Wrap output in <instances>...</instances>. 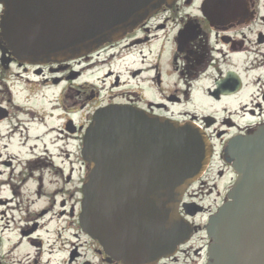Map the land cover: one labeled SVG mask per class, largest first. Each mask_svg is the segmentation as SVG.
Listing matches in <instances>:
<instances>
[{"label":"flooded vegetation","instance_id":"flooded-vegetation-1","mask_svg":"<svg viewBox=\"0 0 264 264\" xmlns=\"http://www.w3.org/2000/svg\"><path fill=\"white\" fill-rule=\"evenodd\" d=\"M1 11L0 7V17ZM96 74L100 77L94 79ZM14 86L22 87L33 98L55 89L57 94L49 101L52 110L43 112V117L38 116V111L25 110L24 105L13 100ZM110 106L129 108L179 125H192L207 136L213 149L210 165L184 194L179 209L180 215L195 229L193 236L173 255L154 264H188V261L199 264L201 259L208 264L206 251L210 242L205 227L210 216L227 200L236 179L229 163V143L264 128V0H178L169 8H161L123 38L59 64H21L8 54L0 38V170H7L12 164L6 161L8 145H1L3 139L19 135L25 142L37 140L28 137L27 120L21 121L22 129H16L18 113L37 117V123L43 127V118L51 120V111L58 113L60 128L50 127L46 135H54L51 139L56 138V142H78L81 152L85 131L94 114ZM36 146L26 149L35 156L27 164L39 163L38 156L33 154ZM24 147L21 142L13 148L24 150ZM79 171L83 172L82 181L74 193L78 197L68 208L65 200L60 201L57 212L59 219L70 221V228L52 233L51 245V233L45 229L51 224V194L47 192L48 186L43 193L45 185L37 176L35 196L46 197L49 203L35 215L27 213L34 217L31 221L27 218V222L34 223L17 235L9 226L4 227L11 238L5 239L4 243L10 244L5 249L0 241V264H123L108 257L80 227L81 188L87 173L83 161ZM211 174L215 182L225 174L232 177L224 195L220 198L216 192L218 198L213 199V204L204 205L205 188L208 195L216 190L214 184L207 187ZM72 175L69 171L66 184L72 183ZM8 180L0 183V186L8 185L9 192L8 199L0 198V207L18 211L23 206L20 201V205L16 203L23 179H18L16 184L11 178ZM72 196L69 195L68 201ZM182 205L192 207L182 209ZM195 209L200 212L190 216ZM3 211L0 215L6 217ZM7 216L10 218L5 221L10 225L13 215ZM45 218L46 224H39ZM74 220L76 229L71 228ZM23 248L32 253L19 254ZM56 254L62 260L57 261Z\"/></svg>","mask_w":264,"mask_h":264},{"label":"water","instance_id":"water-1","mask_svg":"<svg viewBox=\"0 0 264 264\" xmlns=\"http://www.w3.org/2000/svg\"><path fill=\"white\" fill-rule=\"evenodd\" d=\"M177 1L0 0V38L21 64H59L123 38ZM229 153L236 179L205 227L208 264H264V128L231 141ZM212 154L195 126L120 106L98 110L80 152L82 231L123 264L173 255L195 230L179 213L183 196Z\"/></svg>","mask_w":264,"mask_h":264},{"label":"rangeland","instance_id":"rangeland-1","mask_svg":"<svg viewBox=\"0 0 264 264\" xmlns=\"http://www.w3.org/2000/svg\"><path fill=\"white\" fill-rule=\"evenodd\" d=\"M163 63H165V58L163 59ZM99 77L100 75L96 74L93 78L95 79ZM11 91L13 100L16 104L22 106L24 105L25 110L28 109L32 112L38 111L39 117H43L42 114L48 112L49 109L52 110L53 105L51 104L50 106L49 101L51 100L52 102L53 95L57 94V91L55 89H51L42 92L40 95L34 96L33 98L30 97V94L26 93L20 86H14ZM18 114V120L15 124L16 129L18 127L19 130L22 129L23 124H21V121L24 122L27 120V122H29V125L25 124L24 126L27 125L26 127L28 129V137L37 138V140L33 142V139H30L29 141L25 142L26 139L21 140V137L19 135H16L14 139H3L1 142V145H8V159L6 161H12V164H10L7 170H0V183H5L6 181H9V178H11V181L16 184L18 183V179H23V182L19 184V186L21 187L17 191V193H20V195H17L18 202L16 201V203H18L19 205L21 202V205L23 206H20V210L18 211H5L6 207H0V214L3 210V212L6 214V217H2L0 215V241L2 243V248L7 245L10 246V244L4 243L6 238H11L10 236H7L8 233L6 232V230H3L4 227L9 226V230L11 232L13 231L14 235H17L20 230H26V227H29L30 224L34 223V221L30 223L27 222V218L29 221L33 220L34 218L32 216H27V213L35 215L42 208H46V206L48 205L49 201L46 197L42 196L41 199H38L35 196L37 185L36 178L37 176H39L45 185L43 193L46 192L45 188L46 186H48L49 189L47 192L51 194V199H49L51 200V224L45 229H48L49 233H51L52 245V239L54 238V236H52V233L56 232L57 230L62 232V229L65 228V230H67L70 228V221L59 219L57 212L59 210L60 201L65 200V206L68 208L69 205L73 204L78 197V195H74V193L75 191H77L76 189L80 188V182L82 181L83 172L79 171L82 162L80 158V149H78V142H56L54 141L56 138H54V140L51 139L55 137L54 135H46L50 127L51 129L60 128L58 127L60 125V122L57 121L58 113L54 114L51 111V115L53 114L51 120L43 118L45 122L44 127L40 123H37V117L34 116L31 118L22 112ZM21 142L22 145L25 146L24 150H15L13 147L16 146V144L17 146H19ZM35 145H37V148L33 150V154L37 155L38 160L40 161L35 165H30L27 164V161L34 159L35 156L30 155L26 151V149L34 148ZM42 164H45L46 167H43ZM69 171H72L73 173V181L71 184H66L65 181ZM21 172L23 173V176H20ZM30 174H32V177H29ZM208 177L209 182L207 183V187H212V185L214 184V186H216V190L213 191L211 195H208V188H205V196L203 197L204 205L213 204V199L218 198L216 196V192L219 193L220 198L224 195V193L229 189L232 176L230 174H225L221 180L216 182L214 180V174H211ZM7 187L8 185L0 186L1 199H8L9 192L7 191ZM70 194L73 195L72 200L68 201ZM216 203L219 205V200ZM9 206H13V203ZM7 214L13 215V223L10 225H7L9 221H5V218H10L9 216H7ZM47 218L40 221L39 224H46ZM72 223L73 225H71V228L76 229V221L74 220ZM25 246L28 247L29 245L25 244ZM20 253H23L25 255L26 253L31 254L32 251L27 252V248H23L22 250H20L19 254ZM55 258L57 261L62 260V256L60 254H56ZM51 264H54V262ZM188 264L191 263H189L188 261ZM199 264H204V260L201 259L199 261Z\"/></svg>","mask_w":264,"mask_h":264}]
</instances>
